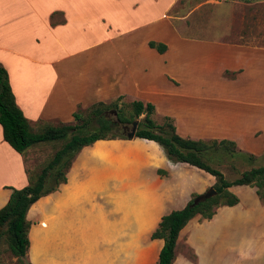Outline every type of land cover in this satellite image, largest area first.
<instances>
[{"label":"crops","instance_id":"crops-1","mask_svg":"<svg viewBox=\"0 0 264 264\" xmlns=\"http://www.w3.org/2000/svg\"><path fill=\"white\" fill-rule=\"evenodd\" d=\"M216 1L0 0V63L32 127L70 123L78 107L98 101L138 99L151 102L162 118L170 117L184 138L229 139L258 158L264 155V44L241 31L232 45L214 43V56L227 57L225 63L210 67L198 58L196 49L211 43L198 32L215 20L210 8ZM149 41L163 43L166 50L160 53ZM202 97L217 99L223 108H195ZM194 172L200 175L197 184ZM204 173L170 161L153 140H97L76 154L67 181L28 209L23 260L132 264L129 235L121 227L133 217L136 224L151 226L152 233L163 215L183 208L191 193L210 184ZM27 184L24 155L4 140L0 125V208L12 189ZM237 206L219 207L209 220L190 219L178 243L189 233L185 242L191 257L176 253L172 264H226L225 249L207 248L217 224L204 225L218 223L223 210ZM262 212L254 221L263 227ZM196 233L201 239L195 241ZM152 241L159 242L157 264L163 239Z\"/></svg>","mask_w":264,"mask_h":264},{"label":"trees","instance_id":"trees-1","mask_svg":"<svg viewBox=\"0 0 264 264\" xmlns=\"http://www.w3.org/2000/svg\"><path fill=\"white\" fill-rule=\"evenodd\" d=\"M149 45L160 53L166 50L163 43L149 41ZM128 104L130 110L126 113L115 102L98 101L90 104L92 108L87 115L78 107L70 123L40 122L37 127H32L16 103L7 70L0 63V125L4 140L24 157L29 149L39 148L43 152L47 144L56 146L51 158L40 170L28 169V184L12 189L9 200L0 208V244L5 242L18 259L23 260L29 247L31 222L26 217L28 209L42 196L55 191L67 181L66 173L83 147L92 145L97 140L127 138L116 134L115 129L120 125L133 126V122L142 114L144 116L137 123L135 137L157 142L170 161L188 163L215 178L212 186L215 194L200 199L201 194L193 192L183 208L172 210L161 217L150 235L151 239H163L157 264L173 263L179 246V233L190 219L200 216L201 219L209 220L219 207L239 203V197L231 187H256V195L264 203V165L243 170L229 179L212 164V150H224L233 158L247 161L257 158L254 154L241 150L229 139L184 138L176 132L170 117H163L162 123L153 119L154 105L151 102L135 99ZM108 109L116 110L115 120L106 116L105 111ZM157 171L159 174H166L162 169Z\"/></svg>","mask_w":264,"mask_h":264},{"label":"rangeland","instance_id":"rangeland-1","mask_svg":"<svg viewBox=\"0 0 264 264\" xmlns=\"http://www.w3.org/2000/svg\"><path fill=\"white\" fill-rule=\"evenodd\" d=\"M215 3L216 4H213L211 6L212 8H210L215 16V20L211 21V24H209L205 31H195V34L198 32L203 40L211 42L202 45L200 49H196L197 52H200L197 53L196 56L201 59L203 58L210 67L225 63L224 61L227 59V57L225 59H216L214 52L218 50V46L214 44L215 42L232 45L234 42H237L236 40L240 32L242 31L243 33L244 31L245 38H252L248 35H252L253 33V35L257 37L258 45L262 46L264 44V0H220V2L218 0ZM242 19H244L243 22ZM256 21H258V23ZM161 24L162 23H160V25ZM149 31L150 30H147V32ZM189 32L191 34L194 33L192 30ZM221 49L223 48L221 47ZM129 98L130 97H128V99ZM111 102H115L118 108H121L126 113L130 110L129 101L114 99L108 103ZM199 106L207 107V109L223 108L221 103L213 97L210 99L206 97L196 99L194 101V107L199 108ZM91 108V105L80 107V111L84 115H87ZM105 114L113 120L116 119V110L114 109H108L105 111ZM208 114L210 117H213L211 112H208ZM143 116L144 114L138 117L136 120L137 123ZM152 117L156 122H163V118L159 113H154ZM131 129V125H120L115 129V132L120 136H127ZM114 139L119 138L117 137ZM114 147L116 148L117 146L114 145ZM55 148L56 146L54 144H47L43 152L38 151V154L37 152L31 154L27 153L24 159L28 169H33L35 171L40 170L41 166L49 161ZM211 152L213 166L219 168L229 179L234 178L243 170L264 165V155L255 158L253 161H247L238 157L233 158L224 150H212ZM194 174L197 184V181L201 180L199 177L200 175L197 172H194ZM204 178L206 181L209 180L210 184L196 193L201 194L213 186L215 178L212 175L204 173ZM255 190L256 187L251 186H234L232 191L239 197L238 206L227 213L225 210H221L223 219L218 223L208 222V224H203L209 229H212L215 224H217L215 226L216 236L211 234L212 239L207 248L210 250H216L218 248L222 250L225 249L228 252L226 264H264V225L262 227L260 222L258 224L254 221L257 213H263L262 211L264 209H261V205H264V203L260 202ZM199 223L201 225L203 223L202 220H200ZM150 228L151 226L149 225L136 224L133 217L130 225H123L121 227L120 232L129 235L128 244L130 245L132 264H138V262L139 264H154L159 242L156 241L155 245L150 238ZM184 233H186V231ZM184 233L179 240L177 253L190 256L191 249L185 242L187 239L186 236H188L189 233ZM198 235V233L195 234V241L199 238L201 239V237L197 238ZM0 264H25V261L14 256L8 249L7 244L2 242L0 244Z\"/></svg>","mask_w":264,"mask_h":264},{"label":"water","instance_id":"water-1","mask_svg":"<svg viewBox=\"0 0 264 264\" xmlns=\"http://www.w3.org/2000/svg\"><path fill=\"white\" fill-rule=\"evenodd\" d=\"M136 126H137V121H134L131 131L128 132V134H127L128 138H132L135 136ZM213 194H215V190L213 187H211V188L207 189L205 192L201 193L200 199L209 197Z\"/></svg>","mask_w":264,"mask_h":264}]
</instances>
